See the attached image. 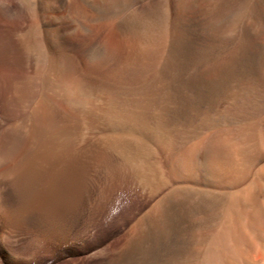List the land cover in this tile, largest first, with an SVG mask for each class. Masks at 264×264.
Returning <instances> with one entry per match:
<instances>
[{"label": "rangeland", "instance_id": "rangeland-1", "mask_svg": "<svg viewBox=\"0 0 264 264\" xmlns=\"http://www.w3.org/2000/svg\"><path fill=\"white\" fill-rule=\"evenodd\" d=\"M0 264H264V0H0Z\"/></svg>", "mask_w": 264, "mask_h": 264}, {"label": "bare ground", "instance_id": "bare-ground-1", "mask_svg": "<svg viewBox=\"0 0 264 264\" xmlns=\"http://www.w3.org/2000/svg\"><path fill=\"white\" fill-rule=\"evenodd\" d=\"M103 1V0H102ZM111 12V11H110ZM107 10L104 8V10H100L99 9V11L97 12V13H95V14H90V16L91 17H99L100 19H103V20H107V19H109L106 15H107ZM117 25L115 24V23H111L110 24V30H111V33H112V35L114 36V37H118V31H117ZM42 102L40 101H38V102H36V104L34 105V107L37 109V108H40L41 106H42ZM46 140V139H45ZM44 143V142H43ZM42 144V143H41ZM47 144V143H46ZM46 144H45V146H46ZM44 145V144H43ZM48 145V144H47ZM233 145V144H232ZM194 146V145H193ZM196 146H197V144H196ZM47 147V146H46ZM45 148V147H44ZM48 148V147H47ZM46 148V149H47ZM49 148H51L52 149V146L51 147H49ZM39 149H41V148H39ZM51 149H48V150H51ZM232 149V148H231ZM37 151V150H36ZM55 152V151H54ZM233 152V151H232ZM39 153V152H38ZM37 154V153H36ZM40 154V153H39ZM43 155H45L44 153H43ZM38 157V156H37ZM43 157V156H42ZM41 157V158H42ZM47 157H48V155H47ZM44 158H46V157H44ZM44 158H43V160H44ZM33 160H36V159H34L33 158ZM42 160V161H43ZM37 161V160H36ZM20 172V171H19ZM168 191V190H167Z\"/></svg>", "mask_w": 264, "mask_h": 264}]
</instances>
